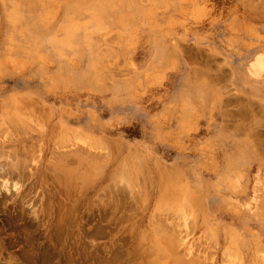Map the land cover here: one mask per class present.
<instances>
[{
	"label": "rangeland",
	"instance_id": "rangeland-1",
	"mask_svg": "<svg viewBox=\"0 0 264 264\" xmlns=\"http://www.w3.org/2000/svg\"><path fill=\"white\" fill-rule=\"evenodd\" d=\"M0 264H264V0H0Z\"/></svg>",
	"mask_w": 264,
	"mask_h": 264
},
{
	"label": "bare ground",
	"instance_id": "bare-ground-1",
	"mask_svg": "<svg viewBox=\"0 0 264 264\" xmlns=\"http://www.w3.org/2000/svg\"><path fill=\"white\" fill-rule=\"evenodd\" d=\"M9 186V185H8ZM5 187H7L6 185H5ZM2 188H4V187H2ZM6 189H8V188H6Z\"/></svg>",
	"mask_w": 264,
	"mask_h": 264
}]
</instances>
